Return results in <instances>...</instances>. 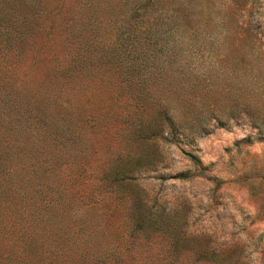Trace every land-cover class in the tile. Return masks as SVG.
Masks as SVG:
<instances>
[{
    "label": "rangeland",
    "instance_id": "1",
    "mask_svg": "<svg viewBox=\"0 0 264 264\" xmlns=\"http://www.w3.org/2000/svg\"><path fill=\"white\" fill-rule=\"evenodd\" d=\"M0 264H264V0H0Z\"/></svg>",
    "mask_w": 264,
    "mask_h": 264
},
{
    "label": "trees",
    "instance_id": "2",
    "mask_svg": "<svg viewBox=\"0 0 264 264\" xmlns=\"http://www.w3.org/2000/svg\"><path fill=\"white\" fill-rule=\"evenodd\" d=\"M178 1H180V2H181V1H183V0H178Z\"/></svg>",
    "mask_w": 264,
    "mask_h": 264
}]
</instances>
